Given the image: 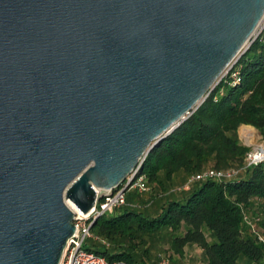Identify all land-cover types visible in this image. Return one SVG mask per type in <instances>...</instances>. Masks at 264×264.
Masks as SVG:
<instances>
[{"label": "water", "instance_id": "95a60500", "mask_svg": "<svg viewBox=\"0 0 264 264\" xmlns=\"http://www.w3.org/2000/svg\"><path fill=\"white\" fill-rule=\"evenodd\" d=\"M262 22L264 0H0V264H59L68 203L119 188Z\"/></svg>", "mask_w": 264, "mask_h": 264}, {"label": "trees", "instance_id": "16d2710c", "mask_svg": "<svg viewBox=\"0 0 264 264\" xmlns=\"http://www.w3.org/2000/svg\"><path fill=\"white\" fill-rule=\"evenodd\" d=\"M241 81L222 79L205 101L145 157L140 173L151 185L150 198L139 193L99 217L85 249L112 264H158L153 242L167 243L172 257L183 258L189 245L200 248L206 264H264V162L245 166L250 147L237 135L251 126L264 140V30L237 60ZM244 130L253 135L250 127ZM207 169L240 170L227 180L186 182ZM186 177L177 189L178 174ZM256 223L261 236L250 223ZM175 263L174 260H171Z\"/></svg>", "mask_w": 264, "mask_h": 264}, {"label": "built area", "instance_id": "2783aa9c", "mask_svg": "<svg viewBox=\"0 0 264 264\" xmlns=\"http://www.w3.org/2000/svg\"><path fill=\"white\" fill-rule=\"evenodd\" d=\"M262 30H264V25L261 26L259 32ZM236 62L228 69V71L224 73L222 77V79L230 77L233 84H237L241 81L239 71L234 70ZM262 150H264V145L250 150L245 158V166L256 165L258 163L264 162V158H260ZM141 166L142 164L138 165L119 188L116 190L109 189L106 193L103 192L101 198L96 199L93 208L87 214H83L77 208L67 202L74 212L73 224L75 229L73 235L67 241L59 264H112L106 259L105 256L97 254L92 250H87L84 246L90 239L100 242L106 248L110 246L106 240L95 236L91 232V226L99 217L112 213L125 205L126 194L128 192L136 191L137 193H145L149 190L145 175L140 173ZM239 172L240 170L236 169L221 171L207 169L191 176L188 179V184L206 179L227 180L236 177ZM99 193L100 192L97 191V194ZM158 264L176 263L172 262L168 257H161L158 260Z\"/></svg>", "mask_w": 264, "mask_h": 264}, {"label": "rangeland", "instance_id": "374dc122", "mask_svg": "<svg viewBox=\"0 0 264 264\" xmlns=\"http://www.w3.org/2000/svg\"><path fill=\"white\" fill-rule=\"evenodd\" d=\"M261 25H264V22H262ZM244 128L245 127L239 128L238 133H237L243 145L250 147V150H253L254 148L259 147L261 145H264V140H262V138L258 135L255 129L250 127L253 132V135H252L250 132L244 130ZM188 179L186 181V177L182 173H180L176 176L173 184L170 185L169 187L172 189L173 188L177 189L178 187L184 184V181L188 182ZM148 186H149V190L147 192L139 193V195L141 196L143 200L150 198V195L152 194L151 193L152 186L149 184ZM136 193H137L136 191H131L127 193V196L128 197L131 196L132 198H134ZM109 216H111V214H108V217ZM250 225H251L252 230L255 232V234L261 236V232L259 228L257 227L256 223L252 221ZM149 249L151 250L150 252H151V257L153 261H157L161 257L169 258V256H171V253L167 250V243H165L164 241L157 242V243L153 242L152 246H150ZM171 260H174L176 264H206L200 248H198L197 246H193V245H189L185 249L183 258L172 257ZM239 263L243 264L244 261L239 260Z\"/></svg>", "mask_w": 264, "mask_h": 264}, {"label": "bare ground", "instance_id": "6f19581e", "mask_svg": "<svg viewBox=\"0 0 264 264\" xmlns=\"http://www.w3.org/2000/svg\"><path fill=\"white\" fill-rule=\"evenodd\" d=\"M260 158H264V150H262V154L260 155Z\"/></svg>", "mask_w": 264, "mask_h": 264}, {"label": "crops", "instance_id": "0c3cea01", "mask_svg": "<svg viewBox=\"0 0 264 264\" xmlns=\"http://www.w3.org/2000/svg\"><path fill=\"white\" fill-rule=\"evenodd\" d=\"M241 127L243 128V127H251V126H245V125H243V126H241ZM241 127H240V128H241ZM251 128H252V127H251ZM253 129H254V128H253ZM193 246H194V245H193Z\"/></svg>", "mask_w": 264, "mask_h": 264}]
</instances>
